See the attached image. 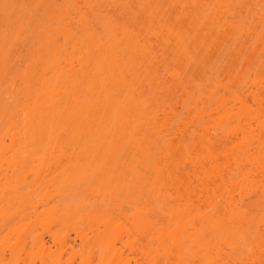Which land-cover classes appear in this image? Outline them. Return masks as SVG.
I'll return each mask as SVG.
<instances>
[{
	"label": "bare ground",
	"instance_id": "bare-ground-1",
	"mask_svg": "<svg viewBox=\"0 0 264 264\" xmlns=\"http://www.w3.org/2000/svg\"><path fill=\"white\" fill-rule=\"evenodd\" d=\"M46 2L41 30L32 28L50 39L26 72L13 71L9 36L0 51L8 79L0 99L15 97L5 107L0 101V264H73L79 255V264L96 255L100 264H133L131 254L190 264L199 252L205 264H264V0ZM167 81L181 95L178 106L170 103L177 98L158 101ZM126 154L138 162L133 180L151 169V198L174 204L159 208L177 218L172 230L152 222L150 202L149 214L136 209L134 220L119 206V221L58 199L86 184L108 200L94 186L107 177L118 182L116 191L105 184L112 197L118 189L127 196L114 164Z\"/></svg>",
	"mask_w": 264,
	"mask_h": 264
},
{
	"label": "rangeland",
	"instance_id": "rangeland-1",
	"mask_svg": "<svg viewBox=\"0 0 264 264\" xmlns=\"http://www.w3.org/2000/svg\"><path fill=\"white\" fill-rule=\"evenodd\" d=\"M45 2H46V0H0V51L3 49V46L6 47L5 46L6 44L3 41L4 40V37L5 36H9V39H10L9 40L10 41L9 43H11V44H9V50H11L13 52L12 55H11L12 56L11 59L14 60L13 61V64H12V66L14 67L13 68L14 69L13 70L14 72H15V70L17 71L19 68H21V73H22V70L26 72V70H27L26 67H28V65H30L32 63L33 58L36 56V54L34 55V52H37L38 49H42L43 48V45H44L43 42H44V40L46 41V37H47V41L50 39V38L48 39V37L50 36L49 32H47L46 36L44 35L45 37L43 36L41 38L42 39V41H41L40 38L36 37V36H38L37 35V32L35 33V31H33V28H35L37 25L39 26L37 28L40 29V26L44 22V19L46 17L45 14L47 13V10H46L47 5H45ZM46 4H47V2H46ZM44 6H46V8H44ZM43 17H44V19H43ZM16 24H18L19 26L21 25V29H22V27L24 28L23 29L24 30V33L23 34L22 33H18ZM33 25L35 27L32 28ZM99 28H101V26ZM42 29H45V28L42 27ZM39 32L41 33V31H39ZM45 33H46V31H44V34ZM19 34H22V35H19ZM42 34H43V32H42ZM42 43H43V45H42ZM6 49H7V47L5 48V50ZM6 51H8V50H6ZM6 51H4V49H3V52H6ZM211 56H212V58L215 56V51H214L213 54H211ZM215 57L213 59H215ZM11 63H12V61H11ZM0 67H1L0 68V95L1 94L3 95V93H5V91H4L5 84L7 83V82L5 83V81H7L8 79H6V77L4 76L3 67L1 65H0ZM2 73H3V75H2ZM10 77H11V79L9 77H7V78H9V80H11V84H12V83H14V82H12L14 80V78L11 75H10ZM4 79H6V80L4 81ZM9 84L10 83H8V85ZM14 85L12 84L11 86L13 87ZM146 85L147 84H145L144 85L145 87H143V89H144L143 92L146 93V97L147 98H150L152 96V94H150V89H147L149 87L146 86ZM17 86L18 85H15L14 87L16 88ZM170 86H172V83L170 81H167L166 84H165V87L163 89V90H165V93L162 92L164 95L163 96H159L158 101L159 102H164L163 104H167V103L170 104V103L173 102V104H175V105L178 106V105H180V104H178V102L180 101L181 95L177 93L178 95H180V98H178L177 95L175 94L176 91H173V89H171L172 91L170 89H168V87H170ZM168 92H169V94H168ZM171 92L172 93L174 92V94H172ZM175 95H176V97H175ZM7 96L8 95H6V97ZM11 98L8 99L9 101L6 100L7 103L4 100L5 97H4V99L1 98L0 101L3 100V103L1 105L3 107H5L7 105H10V102L15 100V97L12 96ZM160 98H162V99L160 100ZM175 98H177L176 99L177 101L175 100L177 104L174 103V101H171L172 99H175ZM167 99H169V100L166 102ZM8 107H10V106H8ZM69 150H70V148L68 149V151ZM132 154L131 155L129 154L130 157H128V158H127V154H126V156L124 155L126 157V159L125 160L124 159L122 160L123 163L122 162L118 163L117 161H116V163H114L115 164V167L119 168V170H120L119 176L120 177H122V176L124 177L125 176L124 179L123 178L121 179V180H123V181H121V183H122V185L124 186V188L127 191V194H128L127 196H124L122 193H120L121 191L118 189L117 190L118 195L115 196L116 198L112 197V195L108 191L107 185H105V184L106 183H110L111 186L115 190L116 188H118L117 187L118 186V182L117 181H112V180L111 181H108L109 180V177H107V179L105 178V181H104V182H106L105 184L99 183V182H95L94 183V186L97 187V188L102 187L103 190H104V192H108L109 195H110L109 196L110 198L108 200H104V197L102 195L100 197H98V198H94L90 194V191L89 190L88 191L87 190L84 191L83 190L84 188L85 189L86 188H89V187H87L88 185H86V184L84 186H82L84 188L81 187L82 188L81 189V192H80V190H78L79 193H76L74 195H71V191L68 190V193H70V194L67 193L68 194L67 195L66 192H65L64 193V196L61 195L62 197L61 198L59 197L58 199L59 200H62L64 204L66 203V205L67 204H69V205L72 204L73 206H76V207L77 206L79 207L81 205L80 206L81 208L80 207L79 208L80 209L83 208L82 209V210H84L83 213H89V212H92V213L95 212L96 214L97 213H100L98 215L101 216V214H102V217L104 216L105 218H107V217L112 216L113 218L115 217L116 220L117 219L118 220L119 219L122 220V218L119 215L120 214L119 213L120 209L118 208L119 206H120V208L121 207L122 208L124 207V209L126 210L125 213L130 218V216L132 215V213L136 209H138V210H140L142 212L144 210L145 211L144 213L148 215L149 214V211L147 212V209L146 208H150V206L145 205V204H147V203L150 202L151 206L154 207L155 209H157V215H158L152 222L153 223L154 222L155 223H163L164 226L168 230H172L173 229V226L176 225L175 222L177 221V218H173L170 221L169 220V217L171 215L170 212L169 211H165V210L164 211L161 210L162 211L161 212L159 208H161V209H163V208L164 209L165 208L166 209H173V208H175L174 204H170V205L165 206V205H163L161 203V201H160L161 199L160 200L158 199L157 201H154V199L151 198L152 197L151 196L152 195L151 194V189H152L151 187L153 186V182H154V179H155L154 178V175L155 174H153L154 172L151 171V169L148 170V168H143V173L147 174L148 179H145L143 181H139V182L136 183L137 180L135 178L137 176L134 175L136 177H134V180H133V175L131 174L133 171L131 172V170L134 169V166L138 165V162L135 161L134 157H132ZM133 156H134V154H133ZM144 157L145 156L142 155V156H139L138 158L143 159L146 164H149L148 160L146 158H144ZM149 158H150L149 161H151V158L152 157L150 156ZM131 163H132V165H131ZM128 164H130V166L132 168ZM149 168H152V167L149 166ZM87 183H88V181H87ZM88 184H90V183H88ZM102 184L105 185L106 187L103 186ZM137 186L143 187V189H145V191H143L141 193H139L138 191L136 192L135 191V187H137ZM25 191L27 192L28 190L26 189ZM65 194H66V196H65ZM253 198H254V200L253 199L252 200H249L250 202H249V205H248V209H249L250 212H252V213L255 214V211L257 212V209H256L257 206H256V208H255V205L253 207L252 206V203L257 205L259 203V199L256 198V197H253ZM43 199H45V198H43ZM111 200H112V202H111ZM251 201H253V202L251 203ZM256 202H258V203H256ZM26 206L29 209L28 212H31L32 209H31L30 203H27ZM263 206H264V203H262L261 208ZM46 207L47 206H45V208ZM43 209H44V207L41 205L39 207V210L41 211ZM95 210H98V212L95 211ZM32 211H34V210H32ZM206 211H207V209H206ZM29 215H32L31 216V218H32L33 217V212L29 213ZM258 215H260V214H258ZM128 217L126 219L123 218V222L126 225L127 229L128 228L129 229L131 228L132 231L134 232L137 229L133 225V222H132V220H134V219L133 218H130V219H132V220H130ZM33 219H34V217H33ZM29 220L31 221V219H29ZM205 226L203 225L202 222H200V221L197 222V228H199L198 230H200V231L204 230ZM155 229H158V230L161 229V225H158L156 228H154V230ZM86 231L88 232V230H86ZM208 231H209L207 233L208 238L209 239H212V241L216 240L215 239V235H214L213 226H211V228L208 229ZM67 232H69V231H67ZM69 233H70L71 239L72 238L74 239L75 233L73 232V230H71V232H69ZM63 234L66 235V233H63ZM138 235H140V232H138ZM138 235H137L138 239L139 240L140 239L142 240V236L141 235L138 236ZM45 236L48 239V235L46 234ZM139 237H141V238H139ZM150 238L148 239L149 240L148 243L151 244V245H149V247L152 248V249H155L157 247V243L156 242L153 243ZM71 243H73L75 245L74 242H71ZM220 243H222V242H220ZM75 246H76V249H77L78 253H82V246L80 245V240L77 239V243H76ZM52 248L53 249H56L55 246L54 247L52 246ZM122 249L125 251V253L128 256L131 254L130 249L128 247L122 246ZM225 249H226L227 252H230L229 248H226L225 247ZM132 256L135 257V260H134V258H132ZM260 256H261V259L263 258L262 260H264V257H262V255H260ZM69 257H70V255H69ZM130 257L132 258V260H134V261H132L133 264H136L135 261H138L137 264H150L148 261H146L145 259L141 258L140 255L137 256V255H132L131 254ZM255 257L257 258L256 255H255ZM7 258H9V256ZM65 259H67V258H65ZM194 259H195V261H193ZM194 259H192V260L189 261L190 264H205L207 262L206 261L207 258H205L204 255H203V253L201 254V252L197 253V255H195V258ZM94 260L95 261L93 262V264H100V261H99L97 255H96V257H95ZM247 260L248 259H246L245 261H247ZM37 262L40 263V261H37ZM80 262H81V257L79 255L78 257L76 256V258L73 261V264H79Z\"/></svg>",
	"mask_w": 264,
	"mask_h": 264
}]
</instances>
